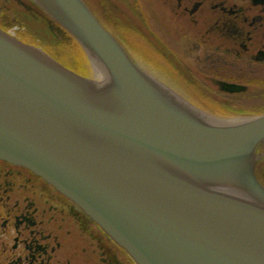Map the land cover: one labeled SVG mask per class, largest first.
<instances>
[{"label":"water","instance_id":"water-1","mask_svg":"<svg viewBox=\"0 0 264 264\" xmlns=\"http://www.w3.org/2000/svg\"><path fill=\"white\" fill-rule=\"evenodd\" d=\"M24 1L94 77L0 29V160L74 203L135 264H264V113L225 120L192 105L84 0Z\"/></svg>","mask_w":264,"mask_h":264},{"label":"flooded vegetation","instance_id":"flooded-vegetation-1","mask_svg":"<svg viewBox=\"0 0 264 264\" xmlns=\"http://www.w3.org/2000/svg\"><path fill=\"white\" fill-rule=\"evenodd\" d=\"M89 8L189 103L219 119L264 113V0H94ZM219 83L245 90L226 93ZM259 177L264 184V166ZM0 264L135 263L74 203L0 160Z\"/></svg>","mask_w":264,"mask_h":264},{"label":"trees","instance_id":"trees-1","mask_svg":"<svg viewBox=\"0 0 264 264\" xmlns=\"http://www.w3.org/2000/svg\"><path fill=\"white\" fill-rule=\"evenodd\" d=\"M15 25L26 29L19 34L22 41L40 46L75 73L89 75L84 54L67 34L24 0H0V26L7 30Z\"/></svg>","mask_w":264,"mask_h":264},{"label":"bare ground","instance_id":"bare-ground-1","mask_svg":"<svg viewBox=\"0 0 264 264\" xmlns=\"http://www.w3.org/2000/svg\"><path fill=\"white\" fill-rule=\"evenodd\" d=\"M70 38V37H69ZM72 40V39H71ZM104 74L100 71H97V75H96V78L100 81L104 80Z\"/></svg>","mask_w":264,"mask_h":264},{"label":"rangeland","instance_id":"rangeland-1","mask_svg":"<svg viewBox=\"0 0 264 264\" xmlns=\"http://www.w3.org/2000/svg\"><path fill=\"white\" fill-rule=\"evenodd\" d=\"M88 5H90V7H91V4L94 2V0H84ZM90 1H92V3L90 2ZM12 10V9H11ZM91 76L92 77H94V75L92 74V72H91ZM261 166H264V161H263V163L261 164ZM260 169V168H259Z\"/></svg>","mask_w":264,"mask_h":264}]
</instances>
